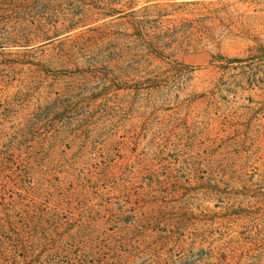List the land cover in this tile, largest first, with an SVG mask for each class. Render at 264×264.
<instances>
[{
  "label": "rangeland",
  "instance_id": "rangeland-1",
  "mask_svg": "<svg viewBox=\"0 0 264 264\" xmlns=\"http://www.w3.org/2000/svg\"><path fill=\"white\" fill-rule=\"evenodd\" d=\"M45 1L49 40L0 45V264H264V0ZM78 39L116 52L79 73ZM159 207L205 249L143 255Z\"/></svg>",
  "mask_w": 264,
  "mask_h": 264
},
{
  "label": "trees",
  "instance_id": "trees-1",
  "mask_svg": "<svg viewBox=\"0 0 264 264\" xmlns=\"http://www.w3.org/2000/svg\"><path fill=\"white\" fill-rule=\"evenodd\" d=\"M82 2V1H81ZM72 5L71 3L69 4ZM86 4H81L80 9H88ZM34 8L36 10H40L41 13L45 16L41 17H33ZM39 8V9H38ZM79 9V10H80ZM75 11L73 13H68L63 22L67 23V30L65 32H72L77 29L81 24L86 23L87 20L91 18L92 15L89 14L88 10L84 11ZM90 10V9H89ZM50 11L48 8V3L45 0H0V45L2 49H6L10 46H23L28 47L31 46L33 43L43 41L46 42L50 39L53 34V30L51 29L50 25L48 24L46 16L47 12ZM52 12V11H51ZM54 13V9H53ZM112 12L107 11L105 15H109ZM50 21V19H48ZM9 24L11 26H9ZM56 24V23H54ZM58 33V31L56 32ZM84 39H78L77 41L73 42L72 49L73 52L76 49L84 50L85 54L87 51H94L90 52L91 54L85 55V59L82 58L87 64L83 65L86 67L77 68L79 73L86 74V70H95L101 63L106 62V57L115 53V49L112 48L111 51L106 50V45H100L99 47H92L94 44L89 41L82 42ZM97 44V43H95ZM82 47H81V46ZM92 48L94 50H92ZM99 49H102L98 52ZM148 49L150 52H154L156 57L159 58L161 56V49L148 44ZM70 52V53H73ZM98 52V54H96ZM68 62L69 63H82L81 59H74L71 57ZM234 60V59H232ZM234 62H242L241 60L232 61ZM84 68H87L84 70ZM93 116L85 115L82 119V123L80 122V127L82 128H89L92 125ZM35 129V126H32ZM1 180V179H0ZM2 190V184L0 183V191ZM158 198H153L149 200L151 204H154L158 201ZM132 211V210H131ZM135 215L132 217L131 221L138 225V235L143 239L142 240V254L144 255V231L146 232V240L150 238L147 235L148 232L157 231L160 233L159 237L156 238L154 241H150L145 247V249H154L159 248L162 249V243L164 245L173 243V249H205L203 246L206 243V237L204 235L195 234L192 235L190 238L189 247L186 245L187 242V222L184 220L183 217H174L170 216L168 212L163 207L153 208L150 211H144V209H133ZM163 229H161V227ZM212 245V244H211ZM211 245L208 249H211ZM184 252L180 253V258H183ZM152 263H156V261L150 260ZM200 262V261H199Z\"/></svg>",
  "mask_w": 264,
  "mask_h": 264
}]
</instances>
